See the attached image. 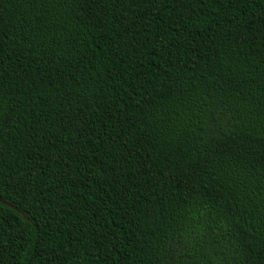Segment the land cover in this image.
<instances>
[{
  "label": "trees",
  "instance_id": "16d2710c",
  "mask_svg": "<svg viewBox=\"0 0 264 264\" xmlns=\"http://www.w3.org/2000/svg\"><path fill=\"white\" fill-rule=\"evenodd\" d=\"M0 264H264V0H0Z\"/></svg>",
  "mask_w": 264,
  "mask_h": 264
},
{
  "label": "water",
  "instance_id": "95a60500",
  "mask_svg": "<svg viewBox=\"0 0 264 264\" xmlns=\"http://www.w3.org/2000/svg\"><path fill=\"white\" fill-rule=\"evenodd\" d=\"M0 202L3 203V204H5V205H7V206H9V207H11V208H13V209L16 210L17 212H19V213L23 216L24 219H26V220L29 221L28 216H27L26 214H24L23 212H21L19 209H17V207H16L15 205H13V204H11V203L5 201V200H2V199H0Z\"/></svg>",
  "mask_w": 264,
  "mask_h": 264
}]
</instances>
